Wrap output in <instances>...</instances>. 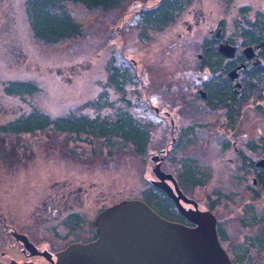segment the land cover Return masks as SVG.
I'll use <instances>...</instances> for the list:
<instances>
[{"label":"rangeland","instance_id":"obj_1","mask_svg":"<svg viewBox=\"0 0 264 264\" xmlns=\"http://www.w3.org/2000/svg\"><path fill=\"white\" fill-rule=\"evenodd\" d=\"M25 1L0 0V252L6 251L4 257L44 260L28 252L23 255L22 246L8 234L13 228L26 233L39 250L52 254L70 237L81 236L65 234L60 226L56 234L51 231L54 222H36V206L43 208L40 202L55 181L72 175L77 185L92 186L81 206L91 213L101 195L105 205L124 197L142 198L143 191L159 180L155 169L160 167L183 181L181 191L196 201L198 209L206 210L215 202L213 212L226 234L221 244L231 257L244 251L247 260L242 264H264V246L249 247L248 241L251 236L261 238L262 228L251 224L245 210L251 205L264 213V188L256 180L258 170L248 164L264 159V80H252L250 89L238 98L240 105L234 102L238 116L233 115V121H228L223 107L210 108L198 95L200 83L213 75L198 57L203 53L202 39H210L219 22L227 37L236 36L246 18L264 11V0H179L174 20L154 28L142 26L140 11L161 0H123L105 10L66 3L80 33L54 44L34 36ZM114 69L125 70L129 77L120 91L111 79ZM24 82L34 87L27 94L6 90ZM32 112H39L38 117L85 116L95 123L102 117L116 122L125 114L144 131L146 141L134 149L132 141L124 142L122 137H109V143L101 137H75L72 145L86 141V148L92 147L85 166L82 153L51 149L58 147L56 140L62 136L51 131L53 124L44 133L3 131L10 130L9 122ZM172 117L175 131L169 122ZM46 146L50 147L41 148ZM187 165L195 168L201 184L184 183L181 173ZM167 183L173 188L172 181ZM180 203L194 209L190 203Z\"/></svg>","mask_w":264,"mask_h":264},{"label":"flooded vegetation","instance_id":"obj_2","mask_svg":"<svg viewBox=\"0 0 264 264\" xmlns=\"http://www.w3.org/2000/svg\"><path fill=\"white\" fill-rule=\"evenodd\" d=\"M263 6H264V3H263ZM243 10H245V8H243ZM240 23H242V21H240ZM219 24H220L219 27L217 28V30L214 32L213 36L210 39H202L201 41L202 47H203L202 49L203 53H201V55H199L198 57L200 61L202 62V67L207 69V71L213 75L208 77L206 81H203L202 83H200L201 89L205 91V95L202 96V94L200 93H198V95L205 99V101L203 102H206V106L210 108L223 107L225 110L226 118H228V121H229V116H228L229 108L228 107L226 108L224 106H226L227 104V106L230 105L233 108V104L235 101H233L232 98L238 99L243 93H245L247 90L250 89L248 88V86L250 82L254 80V78L251 77L252 73L264 74V11H259L256 14V16H253V18H246L245 24L240 26V28L237 31L236 36L234 37L233 36L227 37L224 33L223 24L220 22ZM220 45H227L230 47H235L233 56L229 57L221 53L219 51ZM247 48H250V50L248 51V53L251 54L250 56L246 55L245 50H247ZM242 64L244 66H241ZM239 65L241 67L237 69V75L235 76V78H231L228 73L232 69L238 67ZM216 74H219V76ZM213 81L214 82L216 81L225 82L227 86V93L224 95V97H227L228 101H219L217 104L214 103L213 105H210L211 103H209V101H206L208 91L206 90L205 85ZM237 83L238 85H236ZM239 102L240 101H237V104H239ZM185 104L187 105V103ZM73 117L74 116H70V115H61V116H54V117L48 116L46 114L40 115L38 117L40 121H39L37 128H38V131L41 133L49 132V131H46L47 129H49L47 128V126L53 124L54 129L53 130L50 129V130L52 132H55L56 134L60 132L62 133V136H60V138L56 140L57 144L59 143L58 147L52 146L51 149L53 148L57 150L58 148L59 149L65 148V154L71 153L72 150L74 151V153L80 152L83 154L82 162L84 163L85 166L88 165L86 163L89 161L90 156L93 155L92 147L89 146L86 148V141L85 143L83 142L84 144L81 146L80 145L74 146L71 144V141H73V138L78 137V138L86 139V136L89 138L100 136L101 138H104V139H106L107 136L121 138V131H122L120 128L121 119L119 120V118H116V122L118 123V128L114 126L113 128L115 129L111 128L115 120L112 121V120H108L107 118L102 117L104 124H108V127L110 129H105V130H102L99 128L95 129L89 125L90 123H87L84 130L75 131L73 129V125L71 124V122L68 121L69 119ZM82 117L84 118L86 122V117L85 116H82ZM88 118L89 117H87V119ZM94 118L96 117L94 116ZM58 121L63 122L62 126H57L55 124V122H58ZM174 121L175 120L173 119V117L169 119V122L172 127V131H175L177 127L175 126ZM131 126L135 128L133 130V134L137 137L138 132L140 131L138 129V125L131 123ZM141 132L144 134V131H141ZM178 132L180 133L179 130ZM187 132L188 131H184V133H187ZM144 137L146 138L145 134H144ZM133 142L131 145L134 147V149H138L139 144L134 142L136 144L135 145ZM248 145L249 144H247V146ZM49 147L50 146L41 147V148L48 149ZM239 154L241 155L240 160L242 164H245L246 157L244 153H242L239 150ZM248 164L254 170H258V173H257L258 177L256 178V180H258L259 176L262 174V169L264 170V166H261V167L257 166L256 162H252V161H250ZM163 172L165 174H168L165 171ZM174 178L178 186L180 185V183L182 186L184 185L183 181L182 182L179 181L180 178L178 176H174ZM77 180L78 179L76 177H73L72 175H66L64 179L55 181L53 184L49 186L48 192L45 194L42 201L40 202L43 205V208H40V205L36 206L37 209L39 210V212L37 213V216H35L37 223H38V219H40L41 221L40 223L42 224L44 223L49 224V223L54 222L51 225V231H53L56 234H59V231H57L56 226H60V229L64 231L65 234L81 235L80 237H77V238L70 237L71 240H69L60 250L64 249L66 246H68L71 243H75V242L87 243V242L94 240L97 236L94 219L101 210H103L105 207L108 206V205H105L106 199L103 198L101 195V199H97V209L94 210L93 212L90 213L88 209L81 208L83 203L86 202V199L89 198V195L87 193L88 187H92V186H88L86 188V185H77L76 184L78 182ZM124 198H120L119 200H122ZM171 202H172V205L169 209L170 210L169 212L172 218L181 223L191 225L184 218V216L179 212L174 202L172 200ZM180 202H183V201L180 200ZM36 226L38 227V225ZM216 226H217V232L221 230L223 232V235H225L224 238L219 236V240L221 242L222 240L226 239V234H225L223 227H221L218 221L216 223ZM13 232L26 234L18 230L17 228H13L11 232L9 230L8 234L12 235ZM14 239L16 242H18L22 246L21 251L23 255L26 256L27 251L23 247L22 242L16 239V237H14ZM5 252H6L5 250H2L0 252V264H9L10 261L14 260V259H8L7 257L5 258L4 257ZM55 253L52 254L51 252H49V254H51L50 257H52V259H55ZM33 256H41V255H33ZM41 257L44 260L35 262V263H38V264H48L49 263L46 258H44L43 256ZM14 261L24 262V261H32V260L23 259V260H14Z\"/></svg>","mask_w":264,"mask_h":264},{"label":"water","instance_id":"obj_3","mask_svg":"<svg viewBox=\"0 0 264 264\" xmlns=\"http://www.w3.org/2000/svg\"><path fill=\"white\" fill-rule=\"evenodd\" d=\"M234 50L227 45L219 47V51L229 57L233 56ZM249 50H245L247 56L251 55ZM238 68L232 69L229 76L234 78ZM199 92L205 95L201 90ZM256 165L264 166V159ZM155 175L159 181L154 184L174 200L180 213L193 226L161 217L142 200L124 199L96 216V239L70 244L55 254V260L49 253L38 251L26 236H15L24 243L30 255H43L50 264H235L218 240L213 213L199 210L194 200L182 195L170 174H164L157 168ZM165 177L173 182L177 195L163 181ZM180 198L192 203L194 209H185L179 203ZM9 264L35 263L11 261Z\"/></svg>","mask_w":264,"mask_h":264},{"label":"trees","instance_id":"obj_4","mask_svg":"<svg viewBox=\"0 0 264 264\" xmlns=\"http://www.w3.org/2000/svg\"><path fill=\"white\" fill-rule=\"evenodd\" d=\"M121 1L123 0H26V13L27 17L32 29V32L36 38L41 40L42 42L54 44L57 43L60 40L67 39L73 36H77L78 33H80V25L79 23L74 20L72 15L67 9L66 3L71 4H79L87 9H102L105 10L107 8H111L113 6H117ZM179 0H161L155 7L141 10V20H142V26L144 27H159L163 24H166L168 22H172L176 16V13L179 10L178 2ZM258 28V27H257ZM251 77L254 78V80H258L262 82L264 80V74L260 73H252ZM128 75L125 70L123 71H117L114 69V73L112 74V81L115 85L116 90L120 91L123 89L124 83L126 80H128ZM111 81V80H110ZM111 81V82H112ZM34 87L29 82L24 83H15L8 87H6V90L9 93H16V94H27L30 92ZM206 90L208 91V95L206 100L211 103L210 105H213L214 103H218L219 101H227V97H224V95L227 93V86L225 82H210L205 85ZM233 101H238V99H233ZM241 101L239 102L238 106L240 105ZM234 105V104H233ZM228 107V116L229 120L233 121V115L235 117L238 116V110H234L229 105L224 106ZM39 112H32L28 114L26 117L22 118L21 120H15L13 122H9L8 126L10 130H3V131H14L19 132L23 130H33L35 127L38 126L40 119L38 118ZM121 137L124 142H135L139 146H141L143 143H145L146 138L144 137V134L139 131L137 137L133 134V130L135 129L133 126H131V122H129V117L125 114H121ZM68 121L71 122L73 125V129L75 131H81L84 130L87 123H90L89 125L92 126V128L95 129H110L108 127V124H104L103 121L97 122L90 120L86 122L82 116H74L73 118L69 119ZM62 121L56 122L57 126H62ZM106 125V126H105ZM118 128V123L114 122L111 126L112 129H115L113 127ZM107 140H109V137H107ZM133 142V143H134ZM134 143V144H135ZM136 145V144H135ZM250 147V145H248ZM253 146H251V149ZM264 149V147H262ZM195 168L190 167L187 165L186 169L182 171L181 175L184 179V183L187 182V184H194L199 185L202 183L201 178L196 177L195 175ZM180 174V173H179ZM180 175V176H181ZM259 183L264 188V170L262 169V174L259 176ZM142 200H144L148 205H150L159 215L171 219L170 215V207L172 205L171 200L165 196L164 192H162L157 187H149L146 191H143V197ZM215 206V203L212 201L209 204L210 208H213ZM248 215H246V218H250L251 224L253 223H259L262 230H259L258 236L261 238H257L254 236H251L248 238L249 241V247L253 246H264V213H260L254 210L253 206L247 205L245 208ZM169 214V215H168ZM220 237H225L223 235V232L221 230L218 231ZM260 234V235H259ZM247 251V250H245ZM244 255L236 256V258L232 257V261L234 263L242 264L245 262V252L243 251ZM249 264V263H248Z\"/></svg>","mask_w":264,"mask_h":264},{"label":"bare ground","instance_id":"obj_5","mask_svg":"<svg viewBox=\"0 0 264 264\" xmlns=\"http://www.w3.org/2000/svg\"><path fill=\"white\" fill-rule=\"evenodd\" d=\"M241 66H244V65L242 64ZM241 66L239 65V67H241Z\"/></svg>","mask_w":264,"mask_h":264}]
</instances>
